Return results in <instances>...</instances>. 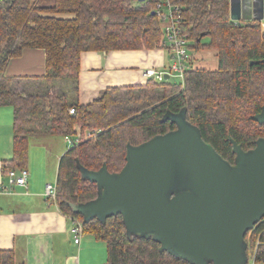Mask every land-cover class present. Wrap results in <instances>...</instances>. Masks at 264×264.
<instances>
[{"label": "trees", "instance_id": "16d2710c", "mask_svg": "<svg viewBox=\"0 0 264 264\" xmlns=\"http://www.w3.org/2000/svg\"><path fill=\"white\" fill-rule=\"evenodd\" d=\"M171 1L181 7L179 25L190 40L192 61L185 82L146 78L140 84L108 86L88 103L78 98L83 52L167 48L158 0L0 4V106H12L14 115L13 157L3 161L4 171L27 168L34 137L80 132L79 143L60 159L55 203L73 220L81 219L84 232L106 243L105 264L190 263L161 251L152 236L128 232L120 213L84 222L74 205L96 198L98 186L83 178L81 166L100 169L106 164L109 171H120L128 144L175 129L168 115L183 109L203 138L231 162L236 157L232 139L247 150L264 137V123L252 118L264 106V20L233 19L231 0ZM34 47L46 51V73L8 75L10 60ZM203 49L216 53V68L196 65L193 51ZM88 130L98 131L88 136ZM260 232L264 240V218L246 235L248 251ZM258 259L264 264V242ZM0 264H18L15 251L0 249Z\"/></svg>", "mask_w": 264, "mask_h": 264}, {"label": "water", "instance_id": "95a60500", "mask_svg": "<svg viewBox=\"0 0 264 264\" xmlns=\"http://www.w3.org/2000/svg\"><path fill=\"white\" fill-rule=\"evenodd\" d=\"M231 17L264 20V0H231ZM168 116L177 127L128 144L120 171L80 167L98 195L75 210L84 222L120 213L128 232L190 264H246V235L264 218V137L247 150L232 139L231 162L184 109ZM252 118L264 123V106Z\"/></svg>", "mask_w": 264, "mask_h": 264}, {"label": "crops", "instance_id": "0c3cea01", "mask_svg": "<svg viewBox=\"0 0 264 264\" xmlns=\"http://www.w3.org/2000/svg\"><path fill=\"white\" fill-rule=\"evenodd\" d=\"M168 54L165 47L83 52L80 102H91L108 86L144 83V71L163 69ZM6 73L44 75L46 51L24 49L10 60ZM13 119L12 106H0V249H13L18 264H83L82 253L102 250L104 241L84 232L80 242H75L73 219L45 196L46 182L57 180L60 159L68 148L60 152L52 136L34 137L30 141L27 184L10 186L3 161L13 157Z\"/></svg>", "mask_w": 264, "mask_h": 264}, {"label": "built area", "instance_id": "2783aa9c", "mask_svg": "<svg viewBox=\"0 0 264 264\" xmlns=\"http://www.w3.org/2000/svg\"><path fill=\"white\" fill-rule=\"evenodd\" d=\"M6 0H0V4ZM157 12L162 18V27L164 29L165 37L163 40V45L166 46L170 53L172 59L169 66H165L163 69H157L154 67L147 68L144 71V76L146 78H155L157 80L167 79L172 76H177L181 78L182 83L185 82V70L188 64L192 61V55L189 47V35L182 33L180 23L182 21V16L180 12V5L173 3L171 0H158L157 2ZM264 24V21H263ZM71 112H75V108H70ZM98 130H88L87 135L93 136ZM81 133L73 137L66 135V140L71 144V146L79 143ZM9 176L10 186L13 185H26L27 177L29 174L28 168H11L7 171ZM4 188V187H3ZM7 188V187H5ZM57 195V181H47L45 185V196L48 200L56 202ZM74 225L72 231L74 233L75 242L79 243L82 235L84 234L83 221L79 218H74ZM263 232L258 235L253 249L248 251V260L246 264H261L258 259V247L263 244L264 240H261Z\"/></svg>", "mask_w": 264, "mask_h": 264}, {"label": "rangeland", "instance_id": "374dc122", "mask_svg": "<svg viewBox=\"0 0 264 264\" xmlns=\"http://www.w3.org/2000/svg\"><path fill=\"white\" fill-rule=\"evenodd\" d=\"M206 39V38H205ZM167 51V50H166ZM194 52V58H195V62L197 66H205V67H209V68H216L218 66V56L216 55V53L213 50L210 49H203L201 51H193ZM171 57L167 56L166 58V67L169 66V64H171ZM168 80L172 81V82H177L180 83L181 82V78L177 77V76H172L170 78H167ZM54 138H52V141L54 142L53 139L56 138L55 143L56 146L58 147V150H60V152H62L63 150L69 148L71 146V144L66 140L64 135H54L52 136ZM64 142H63V140ZM59 152V151H58ZM53 161V155L50 154V164ZM53 180V178H52ZM103 244H101V247H103L102 250H98L97 252H92V251H88V252H84L83 254V264H105L106 260H107V247H106V243L102 242Z\"/></svg>", "mask_w": 264, "mask_h": 264}, {"label": "bare ground", "instance_id": "6f19581e", "mask_svg": "<svg viewBox=\"0 0 264 264\" xmlns=\"http://www.w3.org/2000/svg\"><path fill=\"white\" fill-rule=\"evenodd\" d=\"M234 1V3L237 1V0H233Z\"/></svg>", "mask_w": 264, "mask_h": 264}]
</instances>
